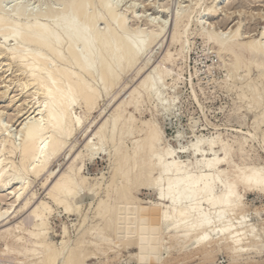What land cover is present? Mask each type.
I'll list each match as a JSON object with an SVG mask.
<instances>
[{
	"label": "bare ground",
	"instance_id": "1",
	"mask_svg": "<svg viewBox=\"0 0 264 264\" xmlns=\"http://www.w3.org/2000/svg\"><path fill=\"white\" fill-rule=\"evenodd\" d=\"M224 2L226 0H214L211 6H203L202 0H196L194 5L198 7V15L208 19L224 11L225 7L221 6ZM135 8L134 5L124 6L123 11L129 12L134 24L138 20ZM25 10V5L19 7L16 16ZM117 10L109 0H66L64 10L59 14L61 17L55 21L51 15L52 22L47 25H40L39 17L21 24L0 13V30H6L0 34L4 41L14 43L10 48L0 46V53H6L9 62L16 64L26 75L22 90L32 87L37 91L35 95L41 96L38 107L40 121L23 125L21 143L16 145L9 137L0 143V188L22 181L19 188L11 193L13 200L10 205L0 213V242L3 244L0 264H87L88 258L96 257L100 260L94 264H109L110 254L119 264V252L131 245L140 248L141 252L138 256L128 254V261L136 259L139 264H170L176 260L179 263L195 257L202 263L213 264L214 254L219 252L226 254L228 264H253L256 257L263 258L264 262V228L259 227L264 220L252 222L245 210L247 194L264 197V169L256 165L240 168L233 164L232 146L219 134L212 138L195 136L196 141L190 143V147L180 150L176 147L175 151L167 145L155 118L164 117L175 108L177 96L171 95L178 88L180 75L173 74V71L178 68L179 72L178 63L186 60L189 26L196 10L186 7L171 16L167 44L169 47L178 45L179 49L175 55L166 50L156 62L149 52L162 35L164 25L157 26L151 20H144L145 30L129 31L125 27L124 16ZM196 23L202 24L199 20ZM100 24L104 28L100 29ZM210 29L203 25L198 33L217 49L222 67L227 70L224 83L237 82L233 72L236 74L234 70L243 64L247 77L251 67L258 70L259 86L262 85L263 31L260 38L245 37L248 40H244L239 26L229 29L227 38H223L225 32ZM131 70L138 80L127 91V98L116 103L112 113L94 130L87 128L84 132H89L83 147L89 151V156L96 151L92 149L94 146L100 150L111 145V155L113 153L115 160L111 175L113 187L108 189L106 199L99 200L95 209L101 224L78 231L80 233L71 247L64 239L56 245L48 238L52 207H62L66 216L77 214L81 202L79 190L87 183L81 174L84 163L80 153L72 155L71 163L62 173L58 172L52 178L53 173L49 171L53 160L59 158L73 134L81 128L82 119L86 118L74 115V108L82 109L83 115L89 114L101 96V91L94 84H99L107 96L122 80L121 77ZM251 82L248 81L249 84ZM260 88L253 85L250 88L251 100L248 99L249 109L256 111L261 108L251 124L254 132L248 134L251 140L256 137L264 118V93ZM244 92L247 95V89ZM142 99L155 104L156 114L137 127L132 114L127 113V117L123 114L127 106L138 111ZM3 130L7 131L0 124L1 135ZM177 136L180 138V134ZM128 138H133L130 148L124 145ZM242 139V143L233 142L237 143L240 154H243V145L247 141ZM184 153L193 161L181 160L178 155ZM4 155L9 158L18 155L17 164L9 158L1 159ZM78 160L81 165L76 166ZM28 177H45L42 187L52 178L42 200L34 202L33 192L20 201L30 186L26 182ZM140 186L153 193V200L134 205L137 198L134 191ZM16 203L19 207L13 208ZM24 211L27 215L17 219ZM255 215L258 217V213ZM11 217L15 220L11 221ZM82 217L83 224L86 216ZM24 221L28 222L27 229L21 227ZM64 235L65 231L61 233L62 237ZM85 236L88 239L85 240Z\"/></svg>",
	"mask_w": 264,
	"mask_h": 264
},
{
	"label": "rangeland",
	"instance_id": "2",
	"mask_svg": "<svg viewBox=\"0 0 264 264\" xmlns=\"http://www.w3.org/2000/svg\"><path fill=\"white\" fill-rule=\"evenodd\" d=\"M64 1L66 0H1L0 7L2 9H0H4L5 11L0 10V13L7 17L8 20L12 19V21L21 24L31 22L39 17L37 18L39 24L47 25L52 22V19L50 18L51 15H54L55 21L61 17L60 13H62V11L64 10ZM109 1H111L112 4L117 7V12L124 16L125 27L129 31L133 29L145 30L146 28L143 25L144 20H151L157 26L161 24L164 25V31L162 35L155 41L149 52L150 55H153L154 62L159 61L157 59L161 55H163L166 50H169L170 53L175 55L179 49L178 45L169 47V45L167 44V40L169 38L168 35L170 34L169 28L171 25V20L173 15L177 13L176 11H180L182 9H185L186 7H193V9L196 10L192 14L193 21L189 26V41L186 47L188 51L186 60L183 63H178V67L180 69L179 72L178 68H174L173 71V74L180 75L178 76L177 82L178 88L175 90L177 93L173 91L174 93H172L171 95L172 97L177 96L175 108L170 114L165 115L164 117H155L163 133V138L171 149L175 150L177 147V149L180 150V148L183 147H190V143H194V141H196V138H212L219 134L221 135V139L223 138L222 140H226V142L228 144L230 143L229 145L232 146V149L234 151L232 156L233 164L240 168L244 165H256L264 169V141L262 138L264 137V118L262 119V122L260 123L258 130L256 131V137L251 140L248 136L249 133H254L251 124L253 122V118L255 116H258L259 111H261V108H259V110L257 109L256 111L255 109H253V111L248 108V99L252 97L250 91L253 85L259 88L261 86L260 89H263L262 92L264 93V83L262 85L260 84L259 86V72L254 67H251V72L247 77L246 67L244 66L243 69V64H240L238 67L239 69L237 68V70H234L236 74L233 72V74L236 75L235 79L237 80V82L231 80L232 82L228 81L225 84L224 80L226 79L227 70L222 67L223 63L220 59L217 49L210 45V43H207L205 40H203V38H201L198 33L200 26L204 25L205 28L209 27V29L211 28L210 30H213L215 32H225V34L228 32L227 35L224 34L223 36V38H227L230 30H234L237 26H239L241 38H244V40H248L245 37H249L252 39L260 38L262 31L264 33V0H226V2L221 5L225 7L224 11L219 16L208 17V19L207 17L202 18V16L198 15V7L194 5L196 3V0H122V2L118 0ZM202 2L203 6H211L214 0H202ZM23 5H25L26 8L25 12L20 16H16V10ZM130 5H134L136 7L135 15L138 17L136 24H134L131 16L128 15L129 12L123 13L124 6L129 7ZM95 8L96 10H99V8ZM164 11L167 13V15L166 13H163ZM40 12H42L41 16H39ZM198 20L202 24L198 25L199 23H196ZM99 26L100 29L104 28L103 24H100ZM0 31L2 34L6 30L4 29ZM1 34L0 46L2 48L12 47L14 44L13 41H4ZM245 34L248 36H246ZM6 55V53H0V124L5 127V130H7L6 132H4L3 130V134H0V143L3 138L9 137L11 141H13L16 145H19L21 143L20 131L23 128V125L40 121L39 119L41 115L38 114V107L41 102V96L39 94L35 95L37 94V91L32 87H28L27 89L22 90V85L26 82V75L20 71L19 67L16 64H12V62H9V59ZM131 71L125 76L123 75L121 77L122 80L119 81L118 85H116L115 88L107 96L102 93L103 91L101 90L102 88L99 86V84H94L95 87L98 88L99 91H101V96L95 109L87 114L88 116L83 115L82 109H79L78 107L74 108V115H76L77 117L86 118L82 119L83 124L81 128L73 134L59 158L53 160L51 166L49 167V171L53 173L52 178L54 177V175H57L58 172L62 173L65 168H67L66 166L71 163L70 158L72 157V155L74 157L76 156V153H80L81 156L83 155L82 160L84 163L81 174L83 177H85V179H87V183L84 187L80 188V195L78 194V197L81 200V202L79 201L78 205L79 209L81 210H79L80 213L78 212L77 214L66 216L63 213L62 207H52L53 212L51 213V217L48 223V226L50 228V235L48 238L49 241H52V243L54 244L56 243V245H59L60 240L64 239L66 245L71 247L74 244L73 242L76 241V236L80 233L78 231L82 232V228L85 231L88 229V226H90L91 229L95 225L99 226V224H101L99 221V217H97L96 215L95 209L99 200H105L107 196L106 192L110 187H113L114 182L111 178V175H113L112 170L115 166V160L112 158L113 153L111 155V145H106L100 150H97V146H94L92 149H96V151L92 152H94L95 154L92 153L90 154L91 156H89V151L83 148L89 132L86 131L87 134H85L84 132L85 130H87V128L89 131L91 129L94 130L95 127H97L112 113V110L121 100L127 98V91L129 92V88L131 86L134 87V85H136V81L138 80V78H134V71ZM248 81L249 83L250 81H252L251 84H249ZM169 82L170 81H168V83ZM249 85H252V87ZM124 86L126 89L122 88ZM246 86L247 88H245ZM241 88H245L243 89L242 93L240 92ZM121 89L123 90L121 91ZM246 89L248 92H250L249 94L247 92V95L244 92V90L246 91ZM119 92L122 93L119 94ZM117 93L119 95L118 97L116 96ZM239 94L242 95V99H240L241 96ZM243 94L246 95V98ZM115 96L116 98H114ZM170 100L171 99L167 100V102ZM126 114H132L137 121L136 126L139 127L141 125V122L150 120L152 116L156 114L155 104L153 102H149L148 100L146 101V99H142L139 102L138 111L135 110L132 106H127V108H125V113L123 114L124 117H127ZM191 128H193V131ZM177 134L178 136L180 134V138L178 139L176 138ZM135 138L138 137L135 136ZM241 138L247 139L246 143L243 145V154H240L238 152V145H235L237 143H233L234 141H239L242 143L243 139L241 140ZM132 139L133 138H128L125 140L124 145L126 148H130ZM92 142L93 144L96 143L95 140ZM72 146H74V148ZM177 149L175 151H177ZM241 155L243 156V158H245V160L241 157ZM178 156L181 158V160H189L190 162L193 161V158L189 157V155L186 153L179 154ZM3 158L7 159L9 157L8 155H4L1 159ZM233 158H235V160H233ZM9 159L17 164L18 155L11 156V158ZM79 164L81 165L80 160L75 162L76 166H79ZM44 178L45 177H28L26 179L28 181L26 182H29L30 186L21 197L20 201L24 197H29V195H31L33 192L35 194L34 202L42 200L44 198L45 189L48 188L50 180L52 179L51 178L48 183L44 187H42V184L45 180ZM110 181H112V184ZM21 183L22 181L18 182L17 184L9 185L3 189L0 188V213H4L6 207L10 205L13 200L11 193L17 190ZM134 197H137L136 200L138 199L139 201L135 200L133 204L142 205L143 203H147V201L149 202L153 200V193L150 192L146 187L143 188V186H140L134 191ZM245 199V210L248 215L247 218L251 219L252 222H257V219L264 220V197L254 194H247L245 196ZM16 204L13 208H16L17 206L19 207V203ZM13 208L11 209V211L14 210ZM11 211L9 212V215L12 213ZM136 211H134V213ZM255 213H258V217H256ZM24 215H27L25 211L23 213L21 212L17 216V219H23ZM82 215L86 216L83 224L81 222L84 218L82 217ZM10 220L14 221L15 218L12 219L11 217ZM27 224L28 222L24 221L21 227L23 229H27L29 227V225ZM64 227L65 229H63ZM259 227L264 228V224L259 225ZM63 230L65 231V235H67H64L62 237L61 233H64ZM65 237L68 239H66ZM86 239H88L87 236H85V240ZM119 240H121V238H119ZM2 245L3 244L0 242V250L3 249ZM66 245L65 247L70 248ZM140 252V248L134 245H131L126 250H121L119 252V255L121 257L119 264H134L136 259L135 261H133L134 259H129V262L128 254H136V256H138ZM221 253L222 252L214 254L213 264H228L226 254L224 252L222 254ZM112 258L113 256L112 254H110L109 264L116 262V260H113ZM97 259L99 261L100 257L88 258L86 263H97ZM262 260L263 258L260 257L259 259L258 257L254 259L257 264H264ZM102 261H105V259H102ZM176 261H172L170 264H206L202 263L201 260L199 261V259L196 257L185 260V262L182 261L177 263Z\"/></svg>",
	"mask_w": 264,
	"mask_h": 264
}]
</instances>
